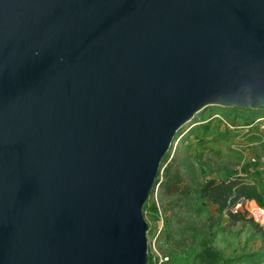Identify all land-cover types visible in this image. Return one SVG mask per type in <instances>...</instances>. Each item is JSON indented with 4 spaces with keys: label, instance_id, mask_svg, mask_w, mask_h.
I'll list each match as a JSON object with an SVG mask.
<instances>
[{
    "label": "water",
    "instance_id": "water-1",
    "mask_svg": "<svg viewBox=\"0 0 264 264\" xmlns=\"http://www.w3.org/2000/svg\"><path fill=\"white\" fill-rule=\"evenodd\" d=\"M208 106L264 110V0H0V264H148Z\"/></svg>",
    "mask_w": 264,
    "mask_h": 264
},
{
    "label": "rangeland",
    "instance_id": "rangeland-1",
    "mask_svg": "<svg viewBox=\"0 0 264 264\" xmlns=\"http://www.w3.org/2000/svg\"><path fill=\"white\" fill-rule=\"evenodd\" d=\"M257 112L264 116V110ZM244 113L208 106L176 133L168 160L177 159L193 196H165L155 187L144 210L149 225L148 264H200L195 254L202 242L221 253L220 264H264V222L255 209L263 206L248 202L251 212L245 214L252 221L233 222L227 213H218L195 196L210 178H240L264 191V120L244 127Z\"/></svg>",
    "mask_w": 264,
    "mask_h": 264
},
{
    "label": "trees",
    "instance_id": "trees-1",
    "mask_svg": "<svg viewBox=\"0 0 264 264\" xmlns=\"http://www.w3.org/2000/svg\"><path fill=\"white\" fill-rule=\"evenodd\" d=\"M232 110L247 112L243 115L244 123L242 125L252 124L255 118L260 115V112L252 109L232 108ZM168 158L169 154L167 153L161 161L159 175L151 194L158 185L160 193L165 196H193V190L187 183H185L177 159L171 158L168 160ZM195 194V196H198L215 206L218 213H227L229 217L232 218L233 222L241 220L252 221L251 218L246 217L245 213L247 212L243 207L235 212L231 211L233 207L242 201H255L257 204L264 207V191L259 189L255 182H245L240 178L227 180L210 178L199 186ZM148 203L149 199L143 207L144 216V210ZM195 258L200 264H220L222 260L221 253L207 245L205 242H202V249L195 254Z\"/></svg>",
    "mask_w": 264,
    "mask_h": 264
},
{
    "label": "built area",
    "instance_id": "built-area-1",
    "mask_svg": "<svg viewBox=\"0 0 264 264\" xmlns=\"http://www.w3.org/2000/svg\"><path fill=\"white\" fill-rule=\"evenodd\" d=\"M262 120H264V116H258L257 118H255V120L252 122V124L247 125V126H244V127H250V126L254 125L255 123H257V122H259V121H262ZM248 202H250V201H248V200L242 201L241 203H239V204H237L235 207H233V208L231 209V211H232V212H235V211H237L238 209H241V208L243 207V209H244L247 213H248V211L251 212V211L247 208V206H246ZM242 205H243V206H242ZM255 209L260 211L259 221H260V222H264V209H263V208H258V207H256ZM254 213H255V215H254ZM252 214H253V216L255 217V216L257 215V212L254 211V212H252ZM165 259H167V258L165 257ZM160 262H162V259H160Z\"/></svg>",
    "mask_w": 264,
    "mask_h": 264
}]
</instances>
